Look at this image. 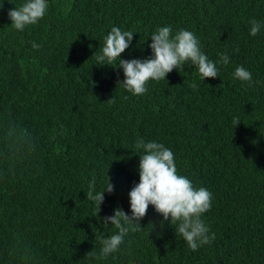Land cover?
Masks as SVG:
<instances>
[{
    "label": "trees",
    "instance_id": "obj_1",
    "mask_svg": "<svg viewBox=\"0 0 264 264\" xmlns=\"http://www.w3.org/2000/svg\"><path fill=\"white\" fill-rule=\"evenodd\" d=\"M25 2L0 0V264H264V27L253 37L249 23L264 24V0H47L17 31L7 13ZM166 26L230 63L205 80L186 63L142 96L117 85L122 69L95 66L112 27L134 32L121 58L143 59ZM238 66L258 83L234 79ZM139 139L171 149L177 174L212 193L202 219L216 238L193 252L149 205L120 251L94 260L85 255L99 237L118 231L101 218L131 215ZM109 177L98 215L86 193Z\"/></svg>",
    "mask_w": 264,
    "mask_h": 264
},
{
    "label": "clouds",
    "instance_id": "obj_2",
    "mask_svg": "<svg viewBox=\"0 0 264 264\" xmlns=\"http://www.w3.org/2000/svg\"><path fill=\"white\" fill-rule=\"evenodd\" d=\"M47 7V0H26L22 6L8 11L10 26L17 31H24L27 26L37 24L45 16ZM249 23L250 35L253 37L264 27V24L255 19ZM133 36V31L112 27L104 37L105 45L101 53L95 56V66L122 69L124 79H117L116 83L134 96L144 95L150 80L166 79L169 73L174 69L180 71L186 63L190 62L195 66L203 80L219 77L217 63L224 66L230 63L227 52L220 54L219 62L210 60L201 50L200 42L193 32L180 29L173 35L170 26L160 27L151 34V43L148 45L151 49L150 56L143 59H123L121 54L131 46ZM31 43L34 49H39L40 45ZM234 51L238 52L239 49ZM117 61L118 64L113 66ZM233 77L249 87L258 83L253 81L252 73L243 66L235 69ZM190 87L196 90L198 85L193 82ZM240 123L239 117L233 118L235 127ZM135 147L142 150L143 154L139 155V183L134 182L128 193L131 215L116 207L113 215L100 217L104 225L111 224L118 231L107 238L99 237V252L92 249L85 256L103 261L119 252L129 232H136L142 227L141 220L146 216L149 205L154 206L155 211L163 217L161 226L165 222L177 225L176 234L182 236L193 252L203 245H211L216 236L214 232L209 234L210 228L202 216L211 209L212 193L204 187L194 188L188 178L178 175L174 154L163 144L139 139ZM114 189L110 177L101 191L95 190V178L90 182L86 198L94 203L98 215L105 200L104 193L111 195Z\"/></svg>",
    "mask_w": 264,
    "mask_h": 264
}]
</instances>
